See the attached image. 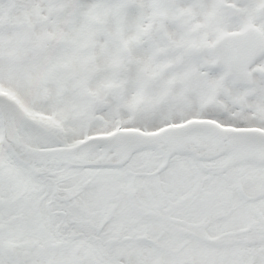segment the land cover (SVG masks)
I'll list each match as a JSON object with an SVG mask.
<instances>
[{
	"label": "snow or ice",
	"instance_id": "1",
	"mask_svg": "<svg viewBox=\"0 0 264 264\" xmlns=\"http://www.w3.org/2000/svg\"><path fill=\"white\" fill-rule=\"evenodd\" d=\"M0 264H264V0H0Z\"/></svg>",
	"mask_w": 264,
	"mask_h": 264
}]
</instances>
